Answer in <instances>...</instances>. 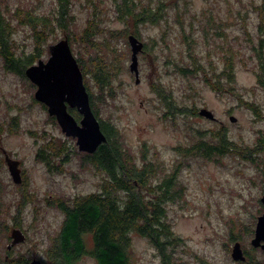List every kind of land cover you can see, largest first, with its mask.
Masks as SVG:
<instances>
[{
  "label": "rangeland",
  "instance_id": "rangeland-1",
  "mask_svg": "<svg viewBox=\"0 0 264 264\" xmlns=\"http://www.w3.org/2000/svg\"><path fill=\"white\" fill-rule=\"evenodd\" d=\"M8 1L14 6L22 5L39 14L48 15L56 13L58 3V0ZM91 1L93 2L73 0L72 13L75 15V22L71 29L74 32L80 33L91 17L94 8L90 4ZM109 1L101 0V5ZM212 1L214 4L211 0H192V3L197 9L205 4L209 5L229 19L226 27L229 40L235 48L247 50L243 46V39L230 36L231 30L234 34L238 31L241 36L243 26L257 32L253 37L254 41L257 42L259 37H262L264 42V31L260 34L258 25L260 15L264 16V0ZM106 6L109 7V4ZM176 13L172 6L168 7V48L175 56L178 51L186 48V44L182 43V32H179L180 24L173 19ZM242 14L247 15L246 19ZM54 22L52 20V27L41 43L40 56L32 58L33 63L25 68L38 63L40 59L47 60L50 56L49 46L62 38H68L77 60L81 58L80 53L83 56L81 61L87 72L84 73L80 62L79 65L86 86L89 84L93 91L101 93L102 90L97 87L88 66L91 48L80 36H75L72 40L67 31ZM100 22L105 30L100 29L97 38L109 47L116 45L120 49L117 54L113 49L108 50V46L104 47L109 57L118 55L121 66L113 80V93L104 94L108 95L106 98L101 93L97 105L100 118L114 123L119 128L125 146L136 150L139 155L143 146L146 147L153 159L164 160L165 168H172L171 163L178 157L174 147L187 141L188 134H192L197 127L204 131L225 125L233 140L246 141L247 144L249 142V145L255 146L256 138L264 130V90L259 87L255 74L249 70L251 68L238 65L237 95L214 91L197 74L183 78L175 71L173 65L169 64L170 61L165 60V56L169 54L163 49L166 47L162 37L165 23L158 25L145 22L138 27L141 39L147 43L149 51V45H157L159 52L157 56L149 51L139 54L141 79L136 82L135 73L130 70L132 49L128 36H116L110 32L111 29H123L126 25L111 11H107ZM20 24L21 21L17 20L16 25L19 27L14 33V38L18 43V52L25 56L35 51L37 43L29 23L26 22L28 25L25 26ZM154 38H157L158 42L154 43ZM249 51L254 54L252 48ZM254 58L256 59L255 56ZM218 61L220 65V60ZM256 64L257 60L250 61V66ZM156 84L157 88L165 85L167 89L172 90L179 103L186 102L189 106H198V114L178 111L171 121L164 118L159 106L160 97L155 92ZM36 89L37 85L28 76L6 70L0 57V118L16 115L20 123L18 131H5L0 146L21 161L24 178L21 184L25 183V188L34 196L25 204L22 199V203L15 199L16 193L20 195L19 188L13 181L6 161L0 173L5 181L3 194L7 198L10 211L14 212L18 202L24 206L21 223L28 237L26 241L18 244L17 249L31 253L33 258L50 261L52 237L60 226L63 213L54 208L55 206L47 205L45 197L52 198L55 194L74 197L88 193L96 188L99 178L90 165L82 164L79 153L83 151L78 149L76 138L66 135L59 123L53 121L54 116L49 114L48 106L35 98ZM239 94L259 102L263 109L261 115H256L239 100ZM201 107L212 110L216 118L200 114ZM230 115H235L237 119L231 120ZM51 138L67 139L69 146L74 143L77 148L78 153L74 152L73 148L70 160H67L60 170H52L38 156L41 146L45 149L44 144ZM258 174L260 170L256 162L238 153H228L220 158L213 157L212 160H205L200 156L186 158L178 178L180 186H183L182 198L175 200L168 207L172 228L180 239L174 247L171 264H264V250L251 244L257 218L264 211V204L260 200L264 192L261 191L260 182H257ZM261 210L263 211L260 213ZM11 230L12 228L8 232L9 236ZM237 234L239 237L235 238L234 235ZM133 236L129 251L133 264H163L162 257H159L147 238L137 234ZM10 240L11 237L3 240L2 246L5 248ZM236 240L241 242L244 250L255 248L256 258L253 263L233 259L232 249ZM91 243L92 241H89V246ZM76 264H97V261L90 253H85L79 257Z\"/></svg>",
  "mask_w": 264,
  "mask_h": 264
},
{
  "label": "trees",
  "instance_id": "trees-1",
  "mask_svg": "<svg viewBox=\"0 0 264 264\" xmlns=\"http://www.w3.org/2000/svg\"><path fill=\"white\" fill-rule=\"evenodd\" d=\"M207 1L210 2V0ZM211 3L214 4L212 0ZM90 4L94 7L91 17L81 32L77 33L71 29L75 22V15L72 13L73 0H58L56 13L50 15L39 14L22 5L14 6L8 0H0V57L5 69L27 77L25 67L40 56L41 43L46 39L53 20L56 22L54 24L67 31L72 40L75 36H80L82 41L87 42L92 50L88 63L90 73L97 87L102 90L101 93L111 95L113 80L121 66V59L118 55H114V58L109 57L104 51V47L108 45L97 38L100 29L105 30L100 20L107 11H111L126 25L123 29H111L110 32L116 36L124 34L125 37L133 33L141 39L139 24L165 23L162 28V37L166 47L163 49L169 52V54L166 53L165 60L170 61L169 64L173 65L175 71L183 78L190 74H197L214 91L237 95V68L238 65H242L251 68L249 70L255 74L259 87L264 90L263 38L259 37L257 42L254 41L253 37L257 32L246 26H243L241 36L238 31L234 34L231 30L230 36L243 39V46L247 50L235 48L229 40V31L226 27L229 19L217 13L209 5L205 4L197 9L192 0H110L103 5L101 0H93ZM106 4H109V7ZM169 6L177 12L173 15V19L180 24L182 43L186 44V48L178 51L177 56L168 48ZM246 16L242 14L244 19ZM263 17L261 14V20L259 24L257 23L260 34L264 31L262 30ZM17 20L21 21V26L28 25L26 22L29 23L37 43L35 51L25 56L18 52V43L14 38V33L19 27L16 25ZM245 21L247 20H243ZM156 42L158 39L154 38V43ZM144 44L143 52L149 51L145 41ZM149 47V52L157 56L159 46L149 45ZM107 48L113 49L117 54L118 51L120 52L116 45ZM251 48L254 54L249 51ZM80 57L78 62L85 73L87 70L81 61L83 60L81 53ZM251 60H257L256 66H250ZM87 89L91 107L100 120L107 140L102 142L95 152L83 151L79 154L82 164L90 165L99 179L96 188L88 193L74 197L58 194L52 198L45 197L47 205L55 206L54 208L63 213L60 226L52 237L49 254L51 258L48 261L50 264H76L79 257L85 253H90L97 264H133L129 251L134 234L147 238L159 257H162L163 264H171L174 247L180 239L172 228L168 207L175 200L182 198L183 186H180L178 178L188 156H200L205 160H212L213 157L220 158L228 153L241 154L244 158L256 162L260 170L257 182H260L261 191L264 192V130L258 135L253 146L254 144L249 145L246 141L233 140L225 125L211 127L204 131L202 128H194L195 131L188 134L187 141L174 147L178 157L171 163L172 168H165L164 160L153 159L146 147L143 146L139 155L136 150H130L125 146L119 128L114 123L100 118L97 100L101 98V93L93 91L89 84ZM155 92L160 97L159 106L164 118L171 121L178 111L184 113L191 111L192 114H198V106H189L186 102L179 103L177 96L165 85L157 88L156 84ZM107 96L104 95V98ZM238 99L250 107L256 115H261L263 109L259 102L240 94ZM70 111L77 119L81 117L75 108H70ZM52 119L57 123L55 116ZM19 128L20 123L16 115L0 118V145L5 131L15 132ZM71 145H68L67 139L51 138L44 144L45 149L41 146L38 156L52 170H60L64 163L70 160L73 148H75L74 152H77L74 143ZM3 164L4 159L0 148V173ZM4 183L0 174V264H31L33 259L31 253L17 249L18 245L9 250L8 244L5 248L2 244L3 240L11 237L8 235L10 228L22 226L21 214L24 206L19 205V202L22 203L21 199L24 204L29 202L34 194L25 188V183L16 184L20 195L16 193L14 196L20 201L18 200L17 206L14 207L16 208L13 209L14 212L10 211L7 198L3 194ZM49 235L51 237V232ZM234 236L239 237L238 234ZM89 241H92L91 246ZM244 251L246 254L244 262L253 263L256 258L255 248L250 247Z\"/></svg>",
  "mask_w": 264,
  "mask_h": 264
},
{
  "label": "water",
  "instance_id": "water-1",
  "mask_svg": "<svg viewBox=\"0 0 264 264\" xmlns=\"http://www.w3.org/2000/svg\"><path fill=\"white\" fill-rule=\"evenodd\" d=\"M131 45L130 70L135 73L136 82L140 81L139 54L144 49V41L133 33L128 35ZM50 56L47 60L40 59L38 63L26 68L25 73L36 85L35 98L48 106L50 115L56 117L63 132L76 138L78 149L93 153L107 136L101 128V123L94 113L90 94L84 82L83 72L79 62L74 55L68 38H62L49 46ZM69 107L77 108L81 114L80 120L69 111ZM199 113L209 118H216L212 110L202 107ZM235 121V115H230ZM5 161L17 184L23 182L20 160L11 156L4 149ZM264 164V163H263ZM264 204V194L261 196ZM24 231L15 227L11 231V241L7 247L10 250L26 241ZM254 247L264 250V212L257 218L254 237L251 239ZM232 257L235 260H246V254L240 241H235L232 249ZM31 264H50L41 258H33Z\"/></svg>",
  "mask_w": 264,
  "mask_h": 264
},
{
  "label": "flooded vegetation",
  "instance_id": "flooded-vegetation-1",
  "mask_svg": "<svg viewBox=\"0 0 264 264\" xmlns=\"http://www.w3.org/2000/svg\"><path fill=\"white\" fill-rule=\"evenodd\" d=\"M140 53H141V52H140ZM70 108H72V107H69V111H70ZM201 108H202V107H201ZM201 108H200V109H201ZM75 109L77 110V108H75ZM200 109H199V110H200ZM77 111H78V110H77ZM70 112H71V111H70ZM71 113H72V112H71ZM78 113H79V112H78ZM72 114H73V113H72ZM79 114H80V113H79ZM73 115L75 116V114H73ZM80 115H81V114H80ZM75 117H76V116H75ZM81 117H82V116H81ZM81 117H80V118H81ZM80 118H78L77 120H80ZM0 148H1V151H2V155H4V156H3V159H4V161H5V153H4V152H5V151H4L5 148H4L3 146H2V147L0 146ZM12 157H13V156H12ZM15 227H19V228H21V229L24 231V233L26 234V236H27V231L25 230V228H24L23 226H15ZM15 227H14V228H15ZM27 237H28V236H27ZM10 241H11V240H10Z\"/></svg>",
  "mask_w": 264,
  "mask_h": 264
}]
</instances>
